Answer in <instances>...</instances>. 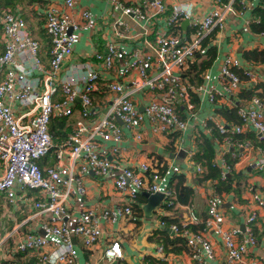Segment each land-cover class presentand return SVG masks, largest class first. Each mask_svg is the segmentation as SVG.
Segmentation results:
<instances>
[{
	"label": "built area",
	"instance_id": "1",
	"mask_svg": "<svg viewBox=\"0 0 264 264\" xmlns=\"http://www.w3.org/2000/svg\"><path fill=\"white\" fill-rule=\"evenodd\" d=\"M54 1L45 0L40 10L41 28L49 40L46 62L41 58L38 39L23 17L21 5L17 3L0 12V210L10 214L19 200L29 207L11 226L2 225L0 251L30 254L34 259L28 264H90L77 260L71 235L84 246L96 243L101 221L130 215L131 199L142 188L160 191L162 201L172 204L173 190L162 184L163 177L157 167L140 161L133 168L108 156L107 153L116 154L123 129L130 130L136 139L142 137L144 122L153 132L182 130L192 114L190 91L205 95L210 102L219 97L231 100L241 83L236 69L248 83L258 81L262 91L264 61L253 68L243 65L244 61L235 54L223 53L218 64V87L205 81L191 85L180 74L194 58L202 39L215 28L221 29L229 13L248 7L249 0H212L200 19L193 18L191 2L173 0L165 14L166 26L186 18L192 28L189 37L182 41L174 33L157 31L152 42L145 40L144 48L141 45L132 48L119 64V47L113 37L106 38L102 51L92 52L93 60L72 61L75 31L80 27V21L71 13L75 0ZM108 1L120 12L110 23L114 35L120 34L121 15L132 16L144 29L151 15L166 9L165 0H142V4L131 0ZM77 14L84 24L93 23V14L88 9H79ZM255 21H259L257 16ZM260 32H264V27ZM103 87L110 96L98 111L91 93ZM259 92L235 104L237 122L227 124L208 119L225 143L237 148L233 156L248 149L259 153L251 161L256 173L264 172V98ZM147 93L139 109L134 95ZM176 103L184 105L185 117L177 112ZM52 118L64 119L59 128L64 133L60 137L54 138L48 129ZM246 130L252 132L253 140L240 135ZM49 152L52 160L40 164ZM187 152L190 155L192 150ZM219 161V175L223 178L230 164L224 158ZM194 167L200 170L198 164ZM111 170L115 171L114 188L127 193L130 199L108 208L85 207L76 214L71 213L69 199L85 193L83 177L88 172L103 176ZM244 187L254 208L244 218L243 231L237 226H223L221 193L216 191L206 197L202 227L189 226L197 220L191 208L185 219L169 225L172 232L185 239L189 253L198 264H205L214 256L207 231L218 235L229 262L264 264V257L247 252L248 246L255 242L247 224L255 219L257 209L264 211V185L246 182ZM27 189L36 193L29 195ZM17 209L22 213L26 210L18 206ZM162 248L158 243L155 251L162 252ZM101 256L105 262L121 258L118 239L111 238Z\"/></svg>",
	"mask_w": 264,
	"mask_h": 264
},
{
	"label": "crops",
	"instance_id": "2",
	"mask_svg": "<svg viewBox=\"0 0 264 264\" xmlns=\"http://www.w3.org/2000/svg\"><path fill=\"white\" fill-rule=\"evenodd\" d=\"M131 1L139 4L143 3L142 0ZM165 1L166 9L164 12L151 15L150 21L144 29L136 23L132 16L121 15L123 25L119 27L120 34L114 35L110 31V23L120 15V12L108 0H75V6L71 13L74 18L80 21V27L75 31V42L70 55L72 61L93 60L92 52L102 51L108 37H113L119 47L117 64L127 56L132 48L137 47V45L144 48L145 40L152 42L157 31L164 30L168 33H174L182 41L186 40L192 30L191 24L189 22L182 24V18L176 24L166 26L165 14L168 13L173 0ZM178 1L191 2L193 18L195 19H200L212 5V0ZM54 2L61 3L62 0H55ZM17 3L21 5L23 16L28 24L34 16L41 17L40 10L45 5V0H33L31 3L20 0ZM79 9H88L93 14L92 24H84V21L78 18L77 10ZM262 9H264L263 0H249L248 7L239 9L236 13H229L225 18L223 27L212 30L210 36L208 35V39L200 44L192 61L181 69L180 74L182 77L191 85L205 81L208 85L218 87V64L222 54L226 52L238 56L244 61L243 65L245 66L258 67L260 62L264 61V32L255 29L256 24L260 22L257 23L255 18L257 16L261 20L258 11ZM38 20L40 19H37V22ZM28 26L29 28L34 27L29 24ZM38 37L40 38V36ZM210 46L214 48L215 55L205 65ZM48 47L49 40L47 38L46 44L40 46V55L45 62L48 57ZM251 51H254L252 54L256 52V55L251 56L248 54ZM66 63L67 61L64 62V64ZM236 71L240 75L241 83L231 100L219 97L214 102H210L205 95H197L193 91L189 92L193 108L191 109V116L186 120L184 129L166 133L153 132L148 124L144 122L141 126L142 137L140 139L133 138L130 130L123 129V137L116 154L107 153L112 160L133 168L138 162L147 161L158 168L163 177V185L166 184L171 173L182 174L184 183L192 187L193 193L187 203L175 202L169 208L162 206L164 202L161 198L152 209V214L147 217L144 216L141 208V204L145 203L147 199L144 194L139 192L145 189L138 190L135 197L131 199L132 213L130 215L120 216L114 221H101V233L96 243L91 246H84L78 238L73 236L72 239L71 237L77 249L76 258L80 263L88 261L90 264H144L146 261L147 264H171L172 262L176 264H198V261L189 253L184 240L182 243L167 244L166 248H162V252L155 251V246L158 243L162 244L160 229H166L168 234L171 235L169 238L176 236L170 230L169 225L173 221L180 222L185 219L188 208H191L197 215V220L190 224L191 227L198 226L205 215L206 197L212 191H216V178H202L205 167L192 158L195 150L201 153V150L197 148V141L206 142L210 152L209 166L217 171L220 170L219 160L221 158H224L226 162L227 158L233 159L230 170L227 172V176H230V187L227 190H220L221 200L219 206L223 213V226H237L241 231L244 230L246 226L244 218L250 209L254 208L244 185L246 182H252L260 186L264 185V172L256 173L251 167L252 159L258 156L259 153L255 149H248L242 152L241 155L233 156L232 152L237 151V148L232 144H226L213 126L212 121L208 120L215 118L227 124L234 123L221 115L218 109L235 106L250 94L261 91L258 81L248 83L241 75L240 70L236 69ZM91 95L98 111L104 108L110 96L104 87L92 92ZM147 95L148 93L134 95V98L138 101L139 109H142ZM175 108L181 116H186V109L183 104L176 103ZM240 135L253 140L251 131L246 130ZM54 138H57V136ZM108 144L106 143V145ZM189 150H192L190 155L187 152ZM52 158V152H49L39 163H47ZM195 164L199 165L200 170H195ZM114 175L115 171L113 170L103 176H95L92 172H88L83 177L85 193L72 196L68 201L67 205L71 210L70 212L76 214L78 210L85 207H94L99 210L127 202L130 199L128 194L120 192L113 186ZM35 193L34 190L27 189V194ZM134 203L137 204L138 209L133 207ZM17 206L19 208L25 207L24 213L18 212ZM27 210H29L28 204H24L20 200L16 206L11 208L10 214L2 213L0 210V230H3L2 225L9 227L14 221L22 218L28 212ZM159 220H162L163 223H159ZM30 225L32 223L25 224L22 227ZM247 225L255 239L254 244L248 246V254L258 258L264 257V211L257 209L255 219ZM206 235L212 244L214 256L205 264H234L226 259L218 235L213 231H207ZM111 238L118 239L122 257L111 262H105L101 253L103 247L107 246ZM33 259L34 257L30 254L20 252L8 254L6 251H0V264H28Z\"/></svg>",
	"mask_w": 264,
	"mask_h": 264
},
{
	"label": "trees",
	"instance_id": "3",
	"mask_svg": "<svg viewBox=\"0 0 264 264\" xmlns=\"http://www.w3.org/2000/svg\"><path fill=\"white\" fill-rule=\"evenodd\" d=\"M27 3H31L33 0H25ZM17 2H20V0H0V12L5 11L6 9H9L11 7H13L15 4H17ZM259 14L261 15V20H259L256 24V30H261L264 27V9L259 10L258 11ZM24 17V16H23ZM41 22V19L38 20V23ZM33 26V25H32ZM32 29V27H31ZM37 34L38 36H40L41 38V42L43 44H46L47 42V37L46 35L43 33V30L41 27H39V29L37 30ZM208 35L210 36V32L202 39L201 43L205 42L206 39H208ZM1 47V44H0ZM251 51L250 54L251 56L256 55L252 54ZM246 54V56L248 55ZM215 55V50L212 46H210L208 48V59L205 62V65H207L209 63V61H211L213 59ZM248 57H250L248 55ZM261 97L264 98V89L258 93ZM218 112L223 115L228 121L231 122H237L238 121V117L236 114V106H232L230 108H226V107H221L220 109H218ZM64 124V119H58V118H52L49 122V126L48 129L51 132L53 137H60L63 135L64 131H60V127ZM69 128L66 127V130H68ZM197 148H199L201 150V153L198 152V150H195V152L192 154V158L195 162H199L201 165H203L205 167V173L203 174V177H214L216 178L217 182L215 183V190L216 192H221L220 190H227L230 187V176H227V174L223 177L220 178L219 175V171H217L216 169L212 168L209 166V156H210V152H209V148L206 144V142L204 141H197L196 143ZM233 159L227 158V163H229L231 165ZM166 185L168 187H170L173 190V197H172V204H165L163 203L162 206L164 207H171L173 206V204L175 202L177 203H187L189 197L192 195L193 193V189L192 187H190L189 185L184 183V179H183V175L182 174H176V173H171L166 181ZM137 194V193H136ZM134 208H137V204L134 203L133 205ZM138 209V208H137ZM161 219L164 220V218L161 217ZM165 221V220H164ZM169 221V220H168ZM174 222V221H173ZM166 223V222H165ZM179 223V221L177 222ZM191 227V225H189ZM202 227V222H200V224H198V226L196 227H191L192 229H197ZM160 233L162 234V238H160L163 248H166L167 244H172L175 242H179L182 243L183 240L185 242V239L178 233H175L176 236H172L168 234V231L164 228L160 229ZM170 249H174V248H170Z\"/></svg>",
	"mask_w": 264,
	"mask_h": 264
},
{
	"label": "water",
	"instance_id": "4",
	"mask_svg": "<svg viewBox=\"0 0 264 264\" xmlns=\"http://www.w3.org/2000/svg\"><path fill=\"white\" fill-rule=\"evenodd\" d=\"M187 23V19L182 20V24ZM69 30V29H67ZM166 101H170V98H166ZM117 121L120 122L119 119ZM140 193L144 194L146 196V202L141 204V208L143 210L144 216H150L152 214V209L158 204L160 199L162 198V194L160 191H147V190H140ZM73 239V235H71Z\"/></svg>",
	"mask_w": 264,
	"mask_h": 264
},
{
	"label": "rangeland",
	"instance_id": "5",
	"mask_svg": "<svg viewBox=\"0 0 264 264\" xmlns=\"http://www.w3.org/2000/svg\"><path fill=\"white\" fill-rule=\"evenodd\" d=\"M37 19H41V17L40 16H34L33 19L31 21H29L28 24L30 26H32V25L34 26L32 29L30 28L31 29V32H32V35L35 36L38 39L40 46H42L43 43L41 42L40 38L36 34V32L39 29V27H41L40 23L37 22ZM33 30L35 31V33H34Z\"/></svg>",
	"mask_w": 264,
	"mask_h": 264
}]
</instances>
